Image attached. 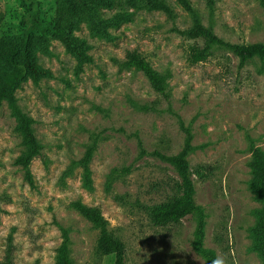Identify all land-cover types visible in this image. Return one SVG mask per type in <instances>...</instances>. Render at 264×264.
I'll use <instances>...</instances> for the list:
<instances>
[{
	"label": "rangeland",
	"instance_id": "obj_1",
	"mask_svg": "<svg viewBox=\"0 0 264 264\" xmlns=\"http://www.w3.org/2000/svg\"><path fill=\"white\" fill-rule=\"evenodd\" d=\"M115 1L101 12L120 10L123 0ZM164 1L173 19L152 10L151 0H137L128 9L129 22L104 27L113 40L78 17L73 35L83 41L88 58L78 67V59L50 30L65 0H0V40L29 34L34 44H43L35 55L51 74L38 86L26 79L14 93L48 161L47 167L38 159L31 163L33 187L15 163L25 151L18 122L6 102L0 106V261L12 238L14 264H56L65 230L74 264H114L113 255L97 252L98 230L72 207L80 200L101 211L124 244L125 264H204L191 247L192 218L154 226L140 208L173 194L174 170L150 154L181 150L180 120L193 135L194 151L187 157L191 170L206 169L204 178L193 175L194 201L205 214L204 247L223 264H263L254 250L260 204L249 189V161L251 145L264 150V63L253 58L240 66L231 52L214 50L206 61L190 64L188 47L194 41L176 30L190 28L192 17L177 0ZM189 2L224 42L264 43V7L257 0ZM132 50L170 75L169 102L140 72L120 67ZM94 134L101 139L87 189L82 170L72 162L83 156ZM141 148L146 155H140ZM124 167H130L129 174L110 177L113 169Z\"/></svg>",
	"mask_w": 264,
	"mask_h": 264
},
{
	"label": "trees",
	"instance_id": "obj_2",
	"mask_svg": "<svg viewBox=\"0 0 264 264\" xmlns=\"http://www.w3.org/2000/svg\"><path fill=\"white\" fill-rule=\"evenodd\" d=\"M136 1L123 0L124 5H121L120 10L112 15H106L101 12V9L112 8L116 4L115 0H81V3L78 4H74L72 0H65L63 5L57 9L51 24L52 37L60 41L78 59L79 67L80 63L88 58L83 53L85 49L83 41L78 40L73 35L78 24L77 18L84 17L92 23L93 31L106 39L113 40V36L107 33L104 27L129 22L131 19L128 9L134 7ZM257 1L264 7V0ZM177 2L192 17L190 28L176 30L182 37L194 41V44L188 47L187 61L190 64L195 65L206 61L214 50L231 52L239 59L240 66L253 58H258L264 63V43L230 44L224 42L214 34L211 24L205 26L202 23L189 0H177ZM150 8L164 13L169 19H173L175 16L173 9L164 0H151ZM32 18L33 21L37 20L36 15H33ZM198 40H202V45L197 44L196 41ZM42 49L43 44L39 42L34 44L29 34L0 40V106L6 102L18 122L16 130L21 137V144L25 147V151L16 159L15 163L20 167L24 180L31 187L34 186L30 169L31 163L38 159L44 167H47L48 161L43 157L42 145L31 126L32 120L20 110L14 93L20 84L28 78L35 86H38L41 79L51 76L50 72L41 67L35 55L37 50ZM120 67L140 72L156 94L167 102L170 101L168 89L170 75L156 71L138 51H127L124 60L120 62ZM179 126L184 133V142L177 154L165 155L158 151L150 154L166 162L174 170L178 179L173 184V194L160 203L143 205L140 208L154 226L178 224L183 219L192 218L195 221L194 239L191 243L192 250L204 264H213V261L217 259L215 251L207 249L203 245L205 214L194 201L193 175L204 178L206 177V169L204 166H197L191 170L187 157L194 151L193 135L190 127H185L180 120ZM100 139L99 135H92L90 137L91 142L83 156L72 162L73 166L82 170V183L87 189H90L92 185L90 164L98 149ZM250 153L251 180L249 189L253 198L260 204L257 222L253 229L254 250L264 264V150L254 148L251 145ZM146 154L147 152L141 148L140 155ZM130 171V167H124L120 170L113 169L110 172V177L127 175ZM109 187L110 184L107 183L106 189L108 190ZM72 207L98 230L97 252L101 256L113 255L114 264H125L124 244L108 229V223L101 211L96 207L85 205L80 200L73 202ZM14 253L15 246L12 238H8L0 264H14ZM56 264H74L70 259L69 236L65 230H62V241L57 249Z\"/></svg>",
	"mask_w": 264,
	"mask_h": 264
},
{
	"label": "clouds",
	"instance_id": "obj_3",
	"mask_svg": "<svg viewBox=\"0 0 264 264\" xmlns=\"http://www.w3.org/2000/svg\"><path fill=\"white\" fill-rule=\"evenodd\" d=\"M213 264H223V261L219 258L213 261Z\"/></svg>",
	"mask_w": 264,
	"mask_h": 264
}]
</instances>
